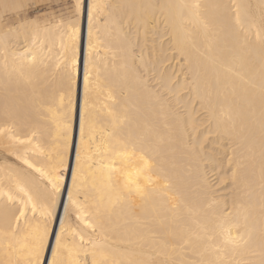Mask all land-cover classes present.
I'll return each mask as SVG.
<instances>
[{
    "label": "bare ground",
    "instance_id": "bare-ground-1",
    "mask_svg": "<svg viewBox=\"0 0 264 264\" xmlns=\"http://www.w3.org/2000/svg\"><path fill=\"white\" fill-rule=\"evenodd\" d=\"M26 1L0 0V264H264V0Z\"/></svg>",
    "mask_w": 264,
    "mask_h": 264
},
{
    "label": "rangeland",
    "instance_id": "rangeland-1",
    "mask_svg": "<svg viewBox=\"0 0 264 264\" xmlns=\"http://www.w3.org/2000/svg\"><path fill=\"white\" fill-rule=\"evenodd\" d=\"M73 0H27L22 8L21 18L36 19L37 22L54 23L74 16ZM13 11L4 12L5 19L14 23ZM34 19V20H35ZM24 46V44H22Z\"/></svg>",
    "mask_w": 264,
    "mask_h": 264
},
{
    "label": "snow or ice",
    "instance_id": "snow-or-ice-1",
    "mask_svg": "<svg viewBox=\"0 0 264 264\" xmlns=\"http://www.w3.org/2000/svg\"><path fill=\"white\" fill-rule=\"evenodd\" d=\"M80 7H81V5H80V2L78 0V2L75 5V9L77 10V12L79 11ZM77 159H79V157ZM57 243L59 244V240H57ZM52 264H57V259H56V253L55 252H53Z\"/></svg>",
    "mask_w": 264,
    "mask_h": 264
}]
</instances>
